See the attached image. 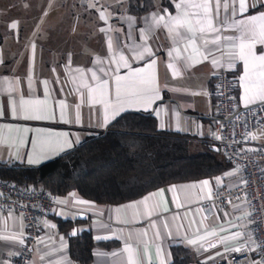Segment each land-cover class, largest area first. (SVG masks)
<instances>
[{"label": "crops", "instance_id": "0c3cea01", "mask_svg": "<svg viewBox=\"0 0 264 264\" xmlns=\"http://www.w3.org/2000/svg\"><path fill=\"white\" fill-rule=\"evenodd\" d=\"M59 1L61 7H55ZM128 1L0 0V18L5 21L0 25V66L11 67L0 70V105L5 111L0 118V163L36 166L68 151H59L65 140L74 148L88 136L106 130L110 123L105 125V118L110 122L114 119L111 111H105V106L90 103V98L95 101L101 95L93 72L101 78L104 75L100 68L109 72L107 98L114 103L112 76L118 65V74L130 73V69L124 67L126 61L131 68L141 69L140 75L144 78L153 81L156 93L151 102L143 105L130 108L125 104L126 110L122 114L151 113L157 119L159 131L190 137L191 155L210 154L226 164L214 144L212 90L215 75L226 70L237 77L236 99L240 106H245L241 99L244 88L239 82L244 74L243 62L237 61L236 67L229 69L222 60V54L236 49L221 47L220 51L204 59L201 53L205 50L200 47L199 33L195 45L197 51L185 41L176 40L175 34L167 28L152 26L153 13L163 15L167 9L176 14L172 3L169 7L161 0H153L154 8L138 16L128 11ZM72 2L80 3L81 9L70 13ZM256 12L250 8L244 16ZM43 14L46 24H37V18ZM223 15L221 10V19ZM29 18L34 19L35 24H28L26 19ZM230 19H243V16ZM12 23L16 24L15 28L11 27ZM218 34L233 38L240 35L235 28H222ZM229 43L239 41H221L222 45ZM140 45H145L153 55H145L143 60L135 58L134 48ZM208 47L215 46L209 44ZM255 50L257 54L264 52V45L256 44ZM178 55L185 58L187 68L183 67ZM214 58L221 63L214 64ZM149 60H154V64L146 66ZM12 101H25L30 105L40 101L49 118L13 119ZM257 103L260 102L248 106ZM61 112L66 122L60 119ZM29 154L40 163L29 165L26 162ZM204 180L209 181L208 186L202 185ZM243 182L241 173L227 165L221 174L161 186L116 205L98 204L76 191L56 195V204L42 222L41 239L29 264H79L70 257L69 236L83 231H91L95 242L118 243L110 249L95 248L91 264H170L174 244L194 252L197 260L190 264H219L226 251L238 244L246 245L255 260L248 202L238 201L226 208L210 207L207 210L201 206L212 198L218 187L235 188ZM153 204L158 207L153 209ZM57 219L79 222L67 234L59 229ZM74 230L76 235H71ZM25 235L26 225L19 212L0 214V264H8L21 251L23 243L20 240L24 242Z\"/></svg>", "mask_w": 264, "mask_h": 264}, {"label": "trees", "instance_id": "16d2710c", "mask_svg": "<svg viewBox=\"0 0 264 264\" xmlns=\"http://www.w3.org/2000/svg\"><path fill=\"white\" fill-rule=\"evenodd\" d=\"M171 7L170 0H161ZM154 8L153 0H129L135 15ZM189 138L159 131L151 113L125 112L107 129L54 159L36 166L0 163V177L22 188L33 186L54 195L76 191L98 204H120L161 186L221 174L227 164L210 154L191 155ZM68 234L79 220L57 219ZM117 242H95L91 231L69 236V253L79 264H91L95 248H113ZM170 264H190L194 252L181 244L171 246Z\"/></svg>", "mask_w": 264, "mask_h": 264}, {"label": "snow or ice", "instance_id": "6c2138e0", "mask_svg": "<svg viewBox=\"0 0 264 264\" xmlns=\"http://www.w3.org/2000/svg\"><path fill=\"white\" fill-rule=\"evenodd\" d=\"M170 2L177 10L176 14L173 15L169 13L167 9L164 10L163 15H156L153 13L151 16L152 26H163L167 28L170 33L175 34L176 40L185 41L187 46H192L194 50L197 51H199V49H196L195 45L197 33H199L201 41L200 47L205 50L201 53L204 59H207L213 52L220 51L221 47L236 49L235 51L222 54V60L223 64L229 69H234L237 61L243 62L244 74L239 78L240 85L244 88V95L241 99L245 101L246 107L257 101L264 103V52L257 54L255 50L256 44L264 45V11H260V9H264V0H254L253 3H250L249 0H170ZM250 8L256 9V14L244 16ZM221 10H223L224 13L222 19ZM100 15L103 17L102 11ZM236 15L243 16V19H230V17H235ZM11 27L15 28L16 24L12 23ZM222 28H235L240 35L235 38L221 37L218 33H220ZM101 31H103V29H101ZM140 31L143 33L145 29H141ZM213 33H216V35H211ZM141 39H144V37L142 36ZM234 39L238 40L239 43L221 44L222 40L232 42ZM209 44L215 47L209 48ZM177 52L179 53V49H177ZM145 55H153L147 50L145 45L136 46L134 48L135 58L143 60ZM177 58L182 61L184 68L189 66L185 62V58L179 55ZM121 59H123V57H121ZM213 63L220 64L221 61L214 58ZM151 64H154V60H149L146 66ZM124 67L129 68L130 73H125L124 75L118 74L120 72V67L118 65L112 76L115 88L114 103L107 98L109 93V72L105 71L104 68L99 69V71L103 73L104 78L97 76L96 73L93 72V80L96 81V87L100 90L101 95L100 98L95 101L90 98V103L95 102L105 106L106 112L111 111L112 119H116L126 110L124 107L125 104H128L130 108L132 105H143L146 102H151L156 93L153 81L140 75L141 69L131 68V65L127 64L126 61L124 62ZM170 67H172V65H170ZM254 88L255 91L253 90ZM261 111H264V109H261ZM10 112L13 119L46 120L49 118L48 113L40 101H35L31 105L25 101H20L19 103L12 101L10 103ZM4 115V108L0 105V118ZM52 119H55L54 115ZM60 119L62 122H66L64 121L63 112H61ZM108 123H110V121L106 117L104 124L107 125ZM217 138L219 139V137ZM72 147L73 144L65 140L59 151L71 150ZM26 162L29 165L40 163L38 159H34L30 154L27 156ZM230 174L231 173H226L225 175ZM262 175H264V173H262ZM216 179L219 180L220 178L217 177ZM201 183L204 186L209 185L208 180H204ZM244 183H246V181ZM245 195L247 196V194ZM186 198L188 197L186 196ZM208 198H211V193H209ZM144 199L147 200L148 198L145 197ZM61 203L66 202L61 201ZM79 203L87 204L89 202L79 201ZM156 207H158L157 204L152 205L153 209ZM145 234L146 233H142L141 235ZM71 235H76V231L74 230ZM20 243H23V240H20ZM211 247H215V245H211ZM234 251L239 253L242 249L237 248L234 249ZM217 255H220V253H217ZM209 258L211 259L212 257ZM253 264H259V262L253 261Z\"/></svg>", "mask_w": 264, "mask_h": 264}, {"label": "built area", "instance_id": "2783aa9c", "mask_svg": "<svg viewBox=\"0 0 264 264\" xmlns=\"http://www.w3.org/2000/svg\"><path fill=\"white\" fill-rule=\"evenodd\" d=\"M237 77L226 70L214 78L212 95L215 105L214 144L225 163L237 169L244 182L235 188L218 187L210 200L201 206L226 208L247 201L252 220L256 259L244 244L229 248L219 264H264V103L240 106L236 99ZM219 137V139L217 138ZM247 194V196L245 195ZM56 204V195L29 186L22 188L0 177V214L19 212L26 225L21 251L8 264H29L41 239V225ZM240 248L241 252L234 249ZM246 254V256H245Z\"/></svg>", "mask_w": 264, "mask_h": 264}, {"label": "rangeland", "instance_id": "374dc122", "mask_svg": "<svg viewBox=\"0 0 264 264\" xmlns=\"http://www.w3.org/2000/svg\"><path fill=\"white\" fill-rule=\"evenodd\" d=\"M61 2L59 1V2H57V3H55V7L56 6H58V7H61ZM65 5V4H64ZM81 9V7H80V3H77V2H72V3H70V5H69V10H70V13H73V12H75V11H77L78 9ZM0 9H1V6H0ZM86 9L88 10L89 8L88 7H86ZM39 12V11H38ZM40 14V13H39ZM45 14H43V15H41V16H39V18H37V21H38V23L37 24H46L45 23ZM5 21H4V18L2 17V18H0V25H2V24H5L4 23ZM26 22L28 23V24H30V22H32V24H35V23H33L34 22V19H26ZM70 22V21H69ZM48 24V23H47ZM69 25H72V22H70V24ZM0 56H1V52H0ZM7 68H11L10 66H0V70H3V69H7ZM220 157H222V154H221V156Z\"/></svg>", "mask_w": 264, "mask_h": 264}]
</instances>
